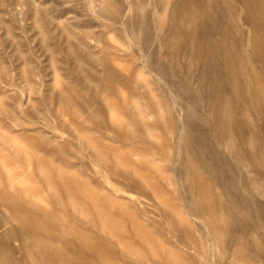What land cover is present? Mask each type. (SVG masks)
<instances>
[{
  "label": "rangeland",
  "instance_id": "374dc122",
  "mask_svg": "<svg viewBox=\"0 0 264 264\" xmlns=\"http://www.w3.org/2000/svg\"><path fill=\"white\" fill-rule=\"evenodd\" d=\"M15 200L88 264H264V0H0Z\"/></svg>",
  "mask_w": 264,
  "mask_h": 264
},
{
  "label": "bare ground",
  "instance_id": "6f19581e",
  "mask_svg": "<svg viewBox=\"0 0 264 264\" xmlns=\"http://www.w3.org/2000/svg\"><path fill=\"white\" fill-rule=\"evenodd\" d=\"M12 205L17 210L18 214L23 217V210H26V216L24 217V225H9L0 233V264H27L25 254L21 258L12 256L13 247L10 244L9 238L11 236L21 235L26 233L28 236H32V242H28L26 239H21L19 244L20 252H26L30 246L42 247L45 241L49 240H63L64 245L56 246L52 252L45 249L41 250L40 258L33 264H41L45 260H51L53 262L61 261L63 264H88L89 252L84 248L82 242L79 245L75 244L73 239L69 241L65 239V234L62 230L52 229L48 232V236L40 226V220L38 216L40 213L34 208H26L24 204L19 201H13ZM74 231V228H70ZM62 249L61 254H57L58 250ZM14 255V254H13Z\"/></svg>",
  "mask_w": 264,
  "mask_h": 264
}]
</instances>
